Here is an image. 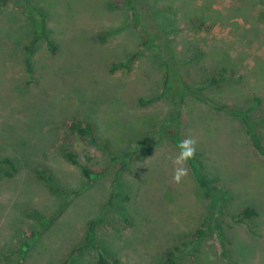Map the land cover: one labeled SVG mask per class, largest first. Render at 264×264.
<instances>
[{"label":"rangeland","instance_id":"1","mask_svg":"<svg viewBox=\"0 0 264 264\" xmlns=\"http://www.w3.org/2000/svg\"><path fill=\"white\" fill-rule=\"evenodd\" d=\"M122 3L0 0V160L17 167L11 176L0 170V264H62L93 220L98 243L120 264H164L170 253L174 264H193V255L199 264H264V154L228 111H250L264 147V0H159L176 28L170 36L183 76L192 84L221 79L205 89L213 106L190 94L179 119L161 87L162 56L146 51L131 68L111 70L142 37ZM38 11L47 35L32 46L30 71L25 46ZM73 123L94 124L97 142L119 159L72 131ZM187 137L197 141L201 171L216 180L209 195L189 162L183 182L173 181L177 141ZM139 141L150 151L135 148ZM66 150L102 172L80 195L70 192L84 189L86 178ZM246 206L258 215L237 221L233 214ZM199 227L207 236L192 254ZM97 259L90 246L72 263Z\"/></svg>","mask_w":264,"mask_h":264},{"label":"trees","instance_id":"2","mask_svg":"<svg viewBox=\"0 0 264 264\" xmlns=\"http://www.w3.org/2000/svg\"><path fill=\"white\" fill-rule=\"evenodd\" d=\"M159 0H123V7L129 10L130 12V23H133L134 26L140 27V31L142 34L141 42L139 44V48L128 55V57L123 61L114 62L111 70L116 71L120 68H131L132 61H134L139 55L146 51H154L157 57L162 56L163 60L160 62V65L163 70V84L162 89L167 94L169 98V102L171 103V106L177 110L176 113L179 119V116L182 114V107L183 102L185 101V98L190 94H193V97L199 99V101H205L207 100L208 103H210L209 99L212 101V99L209 97L208 94H206L205 89L208 87V85H212L213 83L221 82V79L219 80L217 76H212L209 83L201 84L197 82L190 83L182 74V61H179L177 59V54L175 50L173 49L172 40H171V33L176 30L173 24L170 22H167L164 20L163 15H165L166 10L160 7L158 5ZM121 6V5H120ZM39 14V21L37 23V29L35 31V36L32 38V42L29 45L25 46V55H26V61L27 65L29 67V70L32 71L31 64H30V58L31 55L34 53V47L33 44L37 43L38 37L40 35H47L46 32V19L43 16L44 14L40 11H38ZM111 33V32H110ZM48 39V38H47ZM49 47L52 51L56 50L55 45L53 42L49 39L48 40ZM161 57V58H162ZM195 58V56H194ZM196 59V58H195ZM223 69V67H222ZM193 85V86H192ZM210 106H213L214 103L209 104ZM209 106V107H210ZM214 108L218 110H223L225 107L223 105H217ZM229 113H231L233 116L240 117L241 120L244 123V126L246 128L247 133L250 135L251 140L255 147L264 154V147L261 144V140L258 137V131L256 130V123L251 121V116L248 114L250 111H245L242 109H239L237 107H230ZM71 130L74 132L79 133L82 137L86 138L88 142L92 145H98L103 150L108 151L111 160L116 161L119 159V156L113 155V153L109 150L108 146L106 144L98 143L97 137L94 132V124H81V123H73L70 126ZM164 129V128H163ZM86 136V137H85ZM179 139V138H178ZM180 141L182 140L179 139ZM179 143V141H177ZM178 146V145H177ZM147 148L146 151H150L151 146H147L146 144L141 143L140 141L135 145V148ZM143 148V149H145ZM65 156L67 159H69L72 163L79 165L82 168V172L84 174V177L86 178V183L84 184V189L79 190H73L70 193L74 195H80L82 191H85L86 188L91 187L95 181L102 175V172H94L89 165L86 163H83L79 161L77 155L72 152L71 150L65 151ZM132 154H128V159L132 160ZM200 161L197 160V157L193 160H190L189 163L191 164L192 171L194 174V178L197 181V183L205 189L206 195H209L212 190H214L216 187L213 186V182H215V178L208 177L201 171L200 164L198 163ZM3 164V167L0 170L3 172V174L7 176L13 175V172L17 170L15 162H13L9 158H4L0 160V166ZM4 164L8 165V167L4 168ZM38 175L42 180H45L47 184L49 185V188L51 190L58 194V195H66V189L59 187L56 184V181L54 177L51 174H45L44 171L39 170ZM118 180V179H117ZM117 182V181H116ZM207 188V189H206ZM113 200V195L111 196V201ZM67 203H64L61 205L59 209V213L63 212ZM258 215V212L255 208L246 206L241 211H239L236 214H233V217L237 218V221H245L247 218H251ZM56 217V216H55ZM54 219V218H53ZM53 219H47L45 222L47 224L51 223ZM96 222L95 220L91 221L88 225L87 235L85 238L84 244L80 245L78 248H74L71 252L70 259L67 258L65 261H63L62 264H75L72 263L74 256L78 255V251L82 249H86L90 246H92L94 249L97 250L98 264H120L119 260L109 255L105 248L98 243L95 232H96ZM207 232L205 229L199 227L195 229L192 235V241L195 242L196 246L194 248V251L192 254H195V251L198 250L199 244L203 242V239ZM40 235V232L32 233L31 238L33 239V236L37 237ZM29 240L22 242V245L24 246L23 249H20L19 252L21 253V256L24 258L26 255V252L29 248ZM177 249H180L177 247ZM171 254V253H170ZM169 254V258L166 260L164 264H174V261L172 260V257ZM4 258H7V255L3 256ZM196 256L193 255V264H199L197 263V260L195 258Z\"/></svg>","mask_w":264,"mask_h":264},{"label":"clouds","instance_id":"3","mask_svg":"<svg viewBox=\"0 0 264 264\" xmlns=\"http://www.w3.org/2000/svg\"><path fill=\"white\" fill-rule=\"evenodd\" d=\"M197 141L192 137L182 139L179 144V154L175 157L173 163L176 166L173 173V181L180 184L188 176L189 169L187 163L193 160L197 152Z\"/></svg>","mask_w":264,"mask_h":264}]
</instances>
